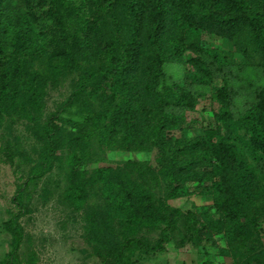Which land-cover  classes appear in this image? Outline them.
<instances>
[{
	"label": "rangeland",
	"instance_id": "374dc122",
	"mask_svg": "<svg viewBox=\"0 0 264 264\" xmlns=\"http://www.w3.org/2000/svg\"><path fill=\"white\" fill-rule=\"evenodd\" d=\"M236 1L244 14L264 19V0ZM6 2L12 4L9 10H27L23 0ZM52 2L63 40L50 44L54 17L49 15L33 20L24 49L6 45L7 54L1 56L7 77L0 88V264H103L126 237L136 241L120 264H264V153L252 145L244 118L264 89V65L248 42L247 27L238 41L199 30V54L211 71L207 80L189 60L190 50L183 49L181 60L165 59L155 94L157 112L137 110L135 117L145 142L118 133L124 144L118 148L103 138L123 103L125 93L116 88L120 78L101 75L85 91L77 88L86 73L114 66L129 47L131 14L118 5L113 19L107 0L101 2L105 7L91 0ZM81 13L88 17L87 55L74 47L84 25ZM17 27L10 26L8 34ZM141 71L135 81L148 96ZM220 89L228 99L218 96ZM55 112L60 147L51 169L40 175L44 140L36 131ZM236 156L251 172V196L246 211L237 220L224 217V226L209 240L199 233L200 214L220 216L215 202L223 194L221 163L230 164ZM141 163L153 169L152 183L140 177ZM105 167L126 172L152 195L166 218L152 224L120 218L99 176ZM73 179L83 188L81 199L70 196ZM21 208L24 233L15 249L9 219ZM93 212L110 226L102 242L91 222Z\"/></svg>",
	"mask_w": 264,
	"mask_h": 264
},
{
	"label": "trees",
	"instance_id": "16d2710c",
	"mask_svg": "<svg viewBox=\"0 0 264 264\" xmlns=\"http://www.w3.org/2000/svg\"><path fill=\"white\" fill-rule=\"evenodd\" d=\"M27 10L16 11L11 3L0 0V88L2 81L7 77L2 67V54H7L6 45L13 49H24L27 39L32 36L33 20L53 16V29L50 33V44L57 45L63 39L62 30L59 27L60 14L52 0H23ZM70 2V0H68ZM95 5H101L102 0H91ZM113 19L116 18V7L123 5L131 14L130 44L112 67H98L86 73L78 85L77 92H83L97 76L108 78L119 77L118 87L124 91L121 107L114 112L112 123L108 126L103 140L111 146L123 147L118 139V133L128 134L138 144L146 140L145 132L139 130L136 122L137 110H145L148 114L156 113V91L163 76V62L168 60H181L183 49L190 50L193 55L189 60L201 72L203 80H207L211 74L208 63L201 57L199 30L225 35L237 40L240 33L247 27L249 31L248 42L255 50L261 53L264 65V19L258 15L244 14L240 2L236 0H107ZM9 4V6H8ZM229 7L230 10L225 7ZM84 8L82 7V10ZM234 9V10H232ZM238 12V13H232ZM13 14V15H12ZM88 17L80 14L82 25L81 35L74 39V47L78 54L89 53L88 44L89 27L86 22ZM85 21V22H84ZM16 27L12 34H8L9 27ZM88 30V31H87ZM146 37L143 40V35ZM142 70V90L148 94L143 96L138 83L135 81L136 73ZM131 73L134 79L131 80ZM219 97L228 99L227 93L220 89ZM146 102L149 108L146 107ZM2 101H0L1 103ZM154 105V109L152 106ZM59 112H55L41 129L36 131L38 138L44 140L42 150V163L39 174L46 173L53 166L54 156L60 147V139L57 132L60 129L56 118ZM231 119V116L228 117ZM245 121L252 131L250 138L252 145L264 153V89L258 93V101L255 107L250 108L245 116ZM126 146V145H125ZM223 162V161H222ZM223 165L222 196L216 200L215 208L219 217L211 212L201 213L199 233L211 240L213 233L222 229L225 223L224 217L237 220L239 214L244 213L245 203L251 196L247 191L249 185L250 170L243 157L236 156L230 164ZM170 169V167H168ZM138 172L146 183H152L155 174L153 169L141 163ZM99 176L104 180L105 191L110 199V207L113 212L118 211V216L127 222L139 221L152 224L164 220L166 215L161 206L153 201L152 195L143 187L138 186L126 172L118 167H105L99 169ZM83 188L72 180L70 196L81 199ZM23 208L19 209L9 222L15 236V249L19 247L23 239V225L19 221L24 214ZM99 213L93 212L91 222L96 230L99 241H103L105 227L110 226L101 220ZM240 227L238 224L236 228ZM136 241L135 238L126 237L124 242L112 254L110 261L103 260V264H120L124 255L130 251ZM240 243H244L241 237Z\"/></svg>",
	"mask_w": 264,
	"mask_h": 264
}]
</instances>
